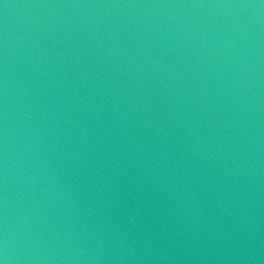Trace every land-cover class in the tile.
I'll use <instances>...</instances> for the list:
<instances>
[{
	"label": "water",
	"instance_id": "1",
	"mask_svg": "<svg viewBox=\"0 0 264 264\" xmlns=\"http://www.w3.org/2000/svg\"><path fill=\"white\" fill-rule=\"evenodd\" d=\"M3 264H264V0H0Z\"/></svg>",
	"mask_w": 264,
	"mask_h": 264
},
{
	"label": "clouds",
	"instance_id": "2",
	"mask_svg": "<svg viewBox=\"0 0 264 264\" xmlns=\"http://www.w3.org/2000/svg\"><path fill=\"white\" fill-rule=\"evenodd\" d=\"M0 264H3V262H2V261H0Z\"/></svg>",
	"mask_w": 264,
	"mask_h": 264
}]
</instances>
